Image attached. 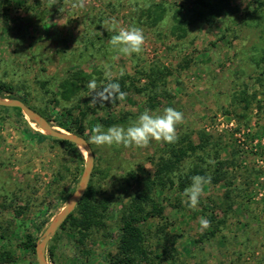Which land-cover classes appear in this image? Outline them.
<instances>
[{
	"label": "rangeland",
	"instance_id": "374dc122",
	"mask_svg": "<svg viewBox=\"0 0 264 264\" xmlns=\"http://www.w3.org/2000/svg\"><path fill=\"white\" fill-rule=\"evenodd\" d=\"M194 1L0 0V97L26 98L52 125L67 131L58 125L60 113L71 109L69 122L80 118L87 106L103 114L102 84L123 77L144 91L136 94V104L116 103L134 111V116L113 126L127 127L146 110L161 114L172 107L182 113L172 142L96 145L91 141L94 128L86 124L81 129L94 152L89 183L95 188L93 199L103 223L81 234L70 223L57 230L47 247L50 264L51 245L57 246L60 264H107L106 256L114 258L118 226L142 190L132 175H145L147 169L172 159L174 149L188 139L197 149L180 162L184 173L198 161L215 166L228 160L229 165L223 167L222 180L203 185L195 208L168 184L159 189L166 219H151L143 240L151 264H264V64L258 67L254 60L264 43V29L238 25L230 18L236 14L213 25L194 17L184 25L183 37H172L173 12L186 11ZM154 2L167 9L165 21L157 27L140 16ZM247 2L233 1L242 8ZM113 25L139 28L142 51L124 55L114 49L109 43ZM172 39L177 44L168 49ZM79 69L91 73V78L83 79L70 99L61 98L59 82ZM244 91L252 98L248 112L240 116L243 102L234 94ZM147 96L154 97L155 107L147 106ZM28 124L24 112L0 107V264H38L36 246L35 252L27 248L26 237L30 234L37 244L75 191L86 164L78 146L74 149L52 136L39 141L27 134ZM205 139L209 143L203 150L199 146ZM206 152L211 156L202 160ZM225 189L231 191V199L223 198ZM178 197L179 206L171 205ZM214 203L215 223L223 218L224 224L210 234L209 224L200 225L204 218L199 213ZM164 225V231H158Z\"/></svg>",
	"mask_w": 264,
	"mask_h": 264
},
{
	"label": "trees",
	"instance_id": "16d2710c",
	"mask_svg": "<svg viewBox=\"0 0 264 264\" xmlns=\"http://www.w3.org/2000/svg\"><path fill=\"white\" fill-rule=\"evenodd\" d=\"M233 1L234 0H195L193 5L186 11H174L172 15L174 24L171 25L172 29L170 31V35L175 38L183 37V34L186 32V27L184 25L189 23L191 20H194V17L197 19H203L210 25H213L220 18H225L233 14L236 15H233L230 18L235 23H238V25H261L264 29V0H248L245 7L243 8L240 7V5L234 4ZM166 10L167 9L163 3L154 2L146 7V9H143L140 13V16L142 15V17L146 18V23L149 22L150 25L157 27L160 23L165 21ZM227 29L228 27L226 30ZM160 36L162 44L166 43L164 41V35L160 34ZM222 37H225V35ZM176 44L177 43L175 40L172 39L166 46L168 49H171L172 45L175 46ZM260 49L261 51L259 53V57L254 59L258 67L260 64H264V43ZM262 73L264 74V67ZM85 78H91V73L80 70L74 71L73 74L61 80L59 82L61 98L68 100L73 95H75V92L81 87L80 83H82V80ZM154 78L157 80L156 77ZM151 81L154 84L153 79ZM111 82H116L119 84V92H113L111 89H109L108 85ZM2 88L3 87L0 84V90H2ZM7 88L11 89L10 87ZM99 91V97H102L101 101L106 108L103 111V114L99 113L96 108L87 106L85 109L81 110L80 118H72V120L69 122L67 118L68 116L73 117V112L71 109H67L66 111L59 114L60 119L58 121V125L69 132L84 136L80 131L82 128L86 127V124H88L87 128H95L98 126L102 129L111 127L121 121L127 122L130 120L131 116H134V111L131 109H126L123 106L118 108L116 103L119 104L122 101H128L136 104V94L143 93L144 90H141L134 80L127 81L122 77L119 80H109L104 82ZM234 95L239 99L240 102H243L242 111L239 112V115L243 116L250 108L249 102H251L252 95L247 93V91L237 92ZM147 97L148 102L145 101L146 104L148 103L147 106L150 108L155 107L156 102L154 97ZM14 98L21 99L27 105H29L26 98L24 97ZM55 100L58 101V98L55 97ZM94 104L98 103L95 102ZM0 107L9 108L6 106ZM13 108L22 113L20 108ZM45 117L50 121L47 116ZM26 132L30 137H34L39 141H41L44 137H50L44 135L41 131L34 129L30 124L27 125ZM85 138L88 140V136H85ZM55 140L66 145H70L74 149L77 148L74 143L68 140H62L58 138H55ZM208 143L209 141L207 139L203 140L199 148L205 150ZM196 149V144L189 141L188 139V142L185 145H182L178 149H174L172 159L167 160L166 162L158 163V165L156 164L157 167H155L153 170L147 169L145 175H141L140 173H136L135 175L130 174L134 176L133 178L137 180V182H140L142 190L134 198L135 204L133 205V208L135 207V209L132 208L128 214L123 215L122 217V221L117 229V251L114 258H109L108 256L105 257L107 264H148V261L151 264V256L148 252V249L145 247L143 240L147 234L146 225L151 219L156 218V216H161V218L166 219L162 209V202L164 201V198L161 201L158 199L160 193L159 189H163L162 187L168 184L172 190L175 188L174 192L175 194H178L177 196H179V194L184 193L185 188L191 184V177L194 175H201L208 178V183L205 185L216 184L222 180V178H224L223 167L224 165H229L227 163L228 160L219 161V165L215 166L212 162H208L205 164V166H203L198 161L194 163L193 166H190L187 172L184 173L182 170H180V162H182V160L187 157L188 154L196 153ZM206 156H211V154L206 152L204 153V157L201 159L204 160ZM79 158H82V155H79ZM175 171H177V173ZM165 174L166 177H164ZM92 176L93 174L91 177ZM94 192L95 188L89 183L83 198L75 210L79 214L76 216L75 211H73L63 222L61 227L58 229V232L65 229L68 225L67 223H70L71 227L74 226L77 228L80 231V234L86 229H89L93 224L103 223V215L101 210L99 209L97 202L93 199ZM179 197L176 202L171 201V205L179 206ZM223 198L231 199V191L229 189H225ZM217 206L218 205L214 203V206L202 207V211L199 213L204 219L207 218L209 221V227H211L209 230L210 234H215L218 230H220L221 225L224 224L223 218L219 219L217 223H215V219L218 217V215L215 213V211L211 210H214ZM206 210L210 211V214L207 213ZM197 214L198 212L195 213V216ZM166 224L168 223L166 222ZM168 225H170V223ZM165 227L166 225L161 227V229L158 227V231L161 230V232H163ZM162 239L165 240V236ZM24 244L27 248H30L35 252L36 243L30 234L27 235ZM163 252H165V250ZM158 256L161 257V255ZM49 257L51 258L53 264H60L58 262L59 256L57 254L56 245H51L49 247Z\"/></svg>",
	"mask_w": 264,
	"mask_h": 264
},
{
	"label": "clouds",
	"instance_id": "9594fccd",
	"mask_svg": "<svg viewBox=\"0 0 264 264\" xmlns=\"http://www.w3.org/2000/svg\"><path fill=\"white\" fill-rule=\"evenodd\" d=\"M114 34L110 38V45L124 55L139 54L142 51L144 36L136 27L117 29L113 25ZM113 92H119V84L111 82L108 85ZM182 119V113L172 107H167L161 114H152L148 110L141 113L138 118L127 127L112 126L107 130L100 127L93 129L91 141L96 145L124 144L142 146L150 140L172 142L175 139V128ZM208 183V178L201 175L191 177V184L185 188L184 201L189 208H195L202 193V187ZM207 219H201L200 225L206 228Z\"/></svg>",
	"mask_w": 264,
	"mask_h": 264
},
{
	"label": "water",
	"instance_id": "95a60500",
	"mask_svg": "<svg viewBox=\"0 0 264 264\" xmlns=\"http://www.w3.org/2000/svg\"><path fill=\"white\" fill-rule=\"evenodd\" d=\"M0 106L17 107L26 114L29 120L37 125V127L45 134L74 143L79 148L86 150V164L78 182L75 191L67 199L64 207L55 215L50 224L45 229L41 239L36 244V256L38 264H50L47 259V247L50 239L61 227L66 218L73 212L78 203L83 198L94 168V152L90 142L82 135L61 130L52 125L51 122L37 112L35 109L27 105L24 101L18 98H2L0 97Z\"/></svg>",
	"mask_w": 264,
	"mask_h": 264
},
{
	"label": "bare ground",
	"instance_id": "6f19581e",
	"mask_svg": "<svg viewBox=\"0 0 264 264\" xmlns=\"http://www.w3.org/2000/svg\"><path fill=\"white\" fill-rule=\"evenodd\" d=\"M31 125H32L33 127L37 128V129H39L35 123L31 122ZM57 128H58V127H57ZM59 129H61V128H59ZM39 130H40V129H39ZM61 130H63V129H61ZM40 131H41V130H40ZM79 149H80L85 155L87 154V152H86V150H85L84 148L80 147Z\"/></svg>",
	"mask_w": 264,
	"mask_h": 264
}]
</instances>
